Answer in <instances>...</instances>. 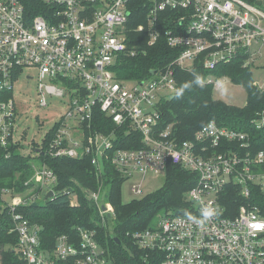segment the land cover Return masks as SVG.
<instances>
[{
    "label": "built area",
    "instance_id": "obj_1",
    "mask_svg": "<svg viewBox=\"0 0 264 264\" xmlns=\"http://www.w3.org/2000/svg\"><path fill=\"white\" fill-rule=\"evenodd\" d=\"M44 1L50 6L46 16L30 18L22 0H0V145L20 142L15 136L16 121L23 111L13 96L14 83L25 69H34L39 105L48 106V96L63 98L67 104L49 142L50 155L90 156L98 170L110 161L126 179L166 174L170 164L197 174L196 184L187 193L193 211L163 215L157 227L135 232L133 238L141 248L160 254L161 264H264V217L257 206L245 204L235 216H227L220 200L231 182L245 197L253 184L264 191V149L253 151L247 132L214 120L192 140L180 142L171 126L159 127L158 105L163 96L176 90V67L192 69L198 59L204 68L215 70L241 54L244 66L257 65L264 48V9L244 0H145L149 4L146 22L129 27L135 0ZM131 31L143 33L150 46L164 34L168 45L180 53L170 64L153 70L149 78L119 80L113 66L120 55L146 52L129 47ZM202 82L218 90L231 80L210 74ZM96 111L103 112L119 130H94ZM251 123L263 128L264 110ZM131 129L141 135L143 146L117 147L120 132L124 137ZM35 179L41 188L57 194L51 189L57 182L52 170L36 168ZM131 189L142 196V183ZM91 197L103 219L113 212L101 200L100 191H93ZM23 202L22 197L14 198L11 210L24 264H59L69 259L75 264H111L96 233L82 228H78L79 242L62 235L52 252L40 249L41 227L16 212V205ZM205 210L212 212L207 219ZM0 264H4L1 252Z\"/></svg>",
    "mask_w": 264,
    "mask_h": 264
},
{
    "label": "trees",
    "instance_id": "obj_2",
    "mask_svg": "<svg viewBox=\"0 0 264 264\" xmlns=\"http://www.w3.org/2000/svg\"><path fill=\"white\" fill-rule=\"evenodd\" d=\"M22 1L30 18L37 14L46 16L45 10L50 7L44 0ZM244 1L258 7L264 6V0ZM147 5L145 0H135L129 27L146 22ZM165 14L163 12L162 16ZM130 34L129 47L137 46L146 52L136 56L120 55L113 66L119 80L149 78L153 70L170 64L180 53L168 45L164 34L157 44L151 46L143 33L139 35L131 31ZM244 60L245 56L241 54L230 63L219 64L215 70L204 68L198 59L192 69L176 67V90L191 83L194 74L199 75L201 83L192 84L180 99L175 98V92L161 98L158 104L162 114L159 127L165 129L171 126L172 135L183 142L192 140L199 129L214 120L221 126L247 132L251 137L253 151L264 149V127L259 129L251 123L257 113L264 110V89L254 84L252 67L244 66ZM210 74L228 76L231 82L245 86L247 103L240 107L215 98L214 85L202 82ZM96 120L98 125L94 126V130L105 133L119 130L101 111H96ZM57 128L58 125H55L42 144L35 146V151L40 149V152L36 151L37 162H34L32 155L23 152V144L19 141H12L7 146L0 145V252L3 263L24 264L18 252L19 235L14 231L16 221L11 210L14 198L22 197L24 202L16 205V212L23 213V218L29 224L41 227L40 249L44 251L52 252L58 237L62 235L79 242L78 228H82L96 233L97 241L106 251L111 264H161V255L141 248L133 234L157 227L163 215L191 213L193 205L187 200V193L196 184L197 174L182 166L170 164L160 188L125 202L122 187L126 178L110 161L98 170L90 156L55 157L47 152ZM122 134L120 132L121 139L116 141L117 147L143 146L141 135L133 129L124 137ZM41 166L52 170L57 180L51 188L57 194L45 197L44 203H39L38 198L44 190L46 196L47 188H41L35 179L36 168ZM66 189L73 194H68L64 191ZM93 191H100L103 203L112 207L113 212L105 215V219L100 206L91 197ZM220 200L227 216H235L242 205L251 204L257 206L259 214L264 217V191L258 185H250V195L245 197L239 186L231 182L222 192ZM59 264H75V261L61 260Z\"/></svg>",
    "mask_w": 264,
    "mask_h": 264
},
{
    "label": "rangeland",
    "instance_id": "obj_3",
    "mask_svg": "<svg viewBox=\"0 0 264 264\" xmlns=\"http://www.w3.org/2000/svg\"><path fill=\"white\" fill-rule=\"evenodd\" d=\"M264 9V6H261ZM257 65L252 66L254 81L264 88V48L263 55ZM30 73L34 78L28 79ZM39 80L34 69H25L24 75L15 80L13 96L16 105L23 113L19 114L16 125V138L23 144V152L34 157L37 162L38 153L34 150L37 144H42L46 135L55 127L61 115L67 110V104L63 98L48 96V106L39 105ZM247 89L245 86L227 82L221 89L214 88V97L228 104L244 106L247 103ZM165 173H149L145 176L137 174L126 179L122 187V196L125 202L141 198L155 192L164 182ZM143 185L142 196H137L131 189L134 184ZM46 191L40 193L39 203L45 202Z\"/></svg>",
    "mask_w": 264,
    "mask_h": 264
},
{
    "label": "clouds",
    "instance_id": "obj_4",
    "mask_svg": "<svg viewBox=\"0 0 264 264\" xmlns=\"http://www.w3.org/2000/svg\"><path fill=\"white\" fill-rule=\"evenodd\" d=\"M201 83V79L199 77V75L197 74H194V79L191 83H186L184 84L181 88L177 89L175 91V98L176 99H180L183 97V94L186 90L190 89L192 87V84H196V85H199ZM210 215H212V212L211 211H208V210H205L203 212V217L205 219H207Z\"/></svg>",
    "mask_w": 264,
    "mask_h": 264
},
{
    "label": "water",
    "instance_id": "obj_5",
    "mask_svg": "<svg viewBox=\"0 0 264 264\" xmlns=\"http://www.w3.org/2000/svg\"><path fill=\"white\" fill-rule=\"evenodd\" d=\"M152 74H155V71H152ZM36 151L37 152H40V149L39 148H37L36 149ZM50 196H53V191H49L47 194H46V198H48V197H50ZM35 205V204H34ZM102 209L105 211V210H107V207L104 205L103 207H102ZM120 242V241H119Z\"/></svg>",
    "mask_w": 264,
    "mask_h": 264
}]
</instances>
